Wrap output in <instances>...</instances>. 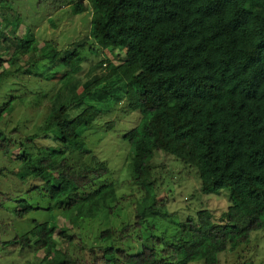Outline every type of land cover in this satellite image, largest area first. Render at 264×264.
Wrapping results in <instances>:
<instances>
[{
    "label": "trees",
    "instance_id": "obj_1",
    "mask_svg": "<svg viewBox=\"0 0 264 264\" xmlns=\"http://www.w3.org/2000/svg\"><path fill=\"white\" fill-rule=\"evenodd\" d=\"M10 1L0 0V11L12 10ZM64 1H70L74 14L88 9L83 0H61V6ZM89 1V37L98 49L125 51V57L120 62L101 58L85 71V79L78 76L85 37L61 50L52 40L39 47L30 29L18 36L22 18L12 24L13 34L0 27V48L11 38L16 46L7 60L13 70L6 73L24 69L37 77L65 68L50 76L58 87L43 94L50 107L35 132L18 141V129L0 128L2 157L19 147L12 154L19 164L12 174L22 181L27 176L42 180L22 198L5 199L19 197L15 217L50 211L49 218L34 219L33 226L3 244L34 246L44 253L39 264H221V254L264 230V0ZM21 56L27 57L26 65ZM39 61H46L38 66L41 71L33 67ZM124 101L128 112L140 113L139 123L124 135L132 149V180L143 192L136 216L100 232L109 244L92 246L86 257L74 256L60 246L62 238L72 236L56 232L60 226L53 210L63 208L78 225L119 206L116 184L104 182L107 163L83 135L103 112ZM40 136L50 145L38 144ZM160 150L185 163L186 172H195L202 192L225 188L232 200L218 218L202 208L175 220L164 244L163 237L147 235L161 224L157 217L166 215L171 198L159 199L169 176L156 173L150 163ZM3 170L0 165V177ZM34 195L49 199L47 205L35 203Z\"/></svg>",
    "mask_w": 264,
    "mask_h": 264
},
{
    "label": "rangeland",
    "instance_id": "obj_2",
    "mask_svg": "<svg viewBox=\"0 0 264 264\" xmlns=\"http://www.w3.org/2000/svg\"><path fill=\"white\" fill-rule=\"evenodd\" d=\"M60 2L61 0H11L7 7L10 6L12 10L6 8L0 11V27L13 34L12 24L15 23L16 17L22 18L23 22L16 32L18 36H24L30 29L37 36L39 47L52 40L61 50L69 48L71 43L85 37V40L88 41L82 51L83 70L78 75L82 79L86 77L85 71L101 58L108 57L115 62L124 59L125 51H111L102 48L100 50L89 37L92 16V6L89 0H83L88 9L80 14L72 12V5L68 3L70 1H64L62 6ZM13 12L15 15H12ZM3 37H5L4 34H2ZM2 45L0 52L5 62L0 65V128L7 133L13 128L18 129L19 132L15 134V138L21 141L25 134L36 131L37 125L43 121L49 110L50 101L47 98L42 100L43 94L47 92L51 94L58 87L57 78L50 81V76L58 70H62L63 73L65 68L57 67L51 72L49 70L47 74L37 77L24 74L25 70L22 69V71H18L19 74L11 76L5 70L6 68L13 70L7 60L14 54L16 46L13 44L12 38L3 42ZM21 58V64L26 65L27 57L21 56ZM41 62L46 63V61ZM41 62L39 61L38 65H33L34 69L41 71L39 69V67L42 68ZM31 91L33 93L28 94ZM40 100L42 102L39 104ZM126 108L127 102L124 101L112 111L103 112L84 131L83 135L87 146L107 163L110 174L104 182L108 183L107 181L112 180L116 184L120 199L119 206L110 214L103 213L96 219L82 220L78 225L69 221L70 217L63 208L55 206L53 210L60 226L56 232L65 230L68 235L72 236L70 239L62 238L60 246L64 248V251L74 256L86 257V252L92 246L109 244V241L101 239L100 232L108 226L120 228L136 216L137 202L143 192L132 180V149L130 143L124 139V135L139 123L140 113L138 112V114L137 111L128 112ZM18 122L23 124V127L18 126ZM38 144L48 146L50 141L40 136ZM18 150L19 147H16L12 154ZM12 154L7 157H2L0 154V165L4 167V175L0 177V190L2 191V196H0V264H39L44 255L43 251H38L34 246L22 248L18 244L12 246L3 244L4 240L12 239L17 233L33 226L34 219L45 220L50 217V211L43 208L33 210L24 217H15L13 212L19 208L18 199L21 197L19 195L31 187L41 184L42 180L27 176L26 180L22 181L12 174V169H17V165H19ZM150 163L156 173L164 172L169 176L168 188L162 187L159 194V199L171 197L168 203L169 207H166L163 213L166 215L159 214L157 218L160 219L161 224H158L154 230L151 229L147 234L148 236L163 237L162 244L165 239H168L165 238L166 235H169L166 234V231H173L176 226L175 220L178 221L188 215L193 216L197 210L202 208H210L218 218L232 203L231 197L229 198L230 192L225 188L219 192H202L195 172H186L187 165L172 154H167L162 150L157 151ZM173 171L175 174L172 173ZM15 196L19 197L14 200H5ZM34 198L36 199L35 203L41 206H46L49 201V199L40 198L39 195H34ZM158 206H160L159 203ZM146 224L147 222H145ZM137 243L140 242L137 241ZM248 259H254V262L252 263ZM240 260L248 261L243 264L263 262L264 230L254 231L249 243L221 254V264H240Z\"/></svg>",
    "mask_w": 264,
    "mask_h": 264
},
{
    "label": "clouds",
    "instance_id": "obj_3",
    "mask_svg": "<svg viewBox=\"0 0 264 264\" xmlns=\"http://www.w3.org/2000/svg\"><path fill=\"white\" fill-rule=\"evenodd\" d=\"M91 18H92V16H91ZM81 39H82V38H81ZM79 40H80V39H79ZM77 41H78V40H77ZM75 42H76V41H75ZM15 210H16V209H15ZM15 210H14V212H13L14 214H15ZM15 216H16V215H15Z\"/></svg>",
    "mask_w": 264,
    "mask_h": 264
}]
</instances>
